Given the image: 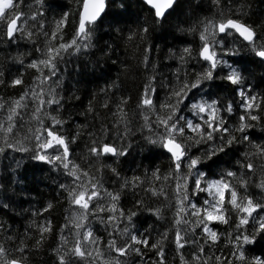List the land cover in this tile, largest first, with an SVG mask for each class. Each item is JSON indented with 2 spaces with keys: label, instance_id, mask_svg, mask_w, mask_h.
Returning a JSON list of instances; mask_svg holds the SVG:
<instances>
[{
  "label": "snow or ice",
  "instance_id": "1",
  "mask_svg": "<svg viewBox=\"0 0 264 264\" xmlns=\"http://www.w3.org/2000/svg\"><path fill=\"white\" fill-rule=\"evenodd\" d=\"M22 3L24 0L19 3L17 0H0V35L9 43L16 42L19 35L37 45L35 52L38 55L27 63L22 54L14 58L16 63L35 73L32 83L27 86L23 72L6 79L5 71L0 67V86L23 87L18 97L5 99L0 96V158L8 159L10 152L27 154L28 159L71 178L58 182V189L67 199L72 216L65 215L66 223L59 228V242L51 250L56 257L55 264H129V256L133 253L140 261H145L147 250L153 251L155 259L146 264H168L166 245L169 243L175 245L180 264H264V197L249 191L253 183L264 191V176L259 182L255 180L257 169L264 170V139L253 137L250 131L257 129L264 133V89L257 93L247 86L246 69L236 60L241 54L242 41L252 63L264 67V39L253 25L240 18L246 15L244 5L237 7L233 15L232 0L227 9L223 0H211L216 10L212 17L194 21L187 28L178 26L181 33L186 32L194 38L198 36L199 45L195 48L191 44L185 45L178 52L169 49L166 59H175L177 63L166 82L157 81V65L151 60V49H143L140 63L146 70L150 69L151 74L137 99L138 113L134 111L133 116L138 114L142 120L138 130L150 146L147 150L150 153L153 149L162 150L169 166L167 172L154 166L143 176L122 177L117 168L106 161L111 157L122 163L134 151L130 140L137 127L126 110L129 97L121 95L118 101H113L115 111H112L108 93L118 89L119 85L113 82L100 90L105 97L100 107L111 112L113 119L111 127L101 124L99 134L87 133L90 143L86 144L87 154L83 159L91 163L85 169L76 162L70 146L78 142L84 134L83 129L88 126L77 124V131L71 136L67 134L65 125L68 121L62 117L66 97L61 90L65 72L71 75L68 71L71 60H79L95 47L96 34L106 22L109 29L122 22L121 17L127 12L125 0H76L75 14L65 10L63 5L31 0L27 6L35 11L25 15L16 11ZM199 3L200 0H196L197 7ZM140 4L142 11L154 17L153 23L163 27L177 12L180 0H140ZM55 8L59 13L53 16L49 30L48 12ZM115 8L120 11L113 14ZM226 10L230 13L227 16ZM73 15L76 18L70 23L69 17ZM29 20L36 26L35 32L26 31ZM69 27L72 36L66 40ZM261 27L264 30V26ZM149 32L148 26L138 25L123 39L126 45L138 48L148 39ZM33 37H43L44 47L41 48ZM108 49H111L110 44ZM61 64L65 66L64 71H61ZM160 87L167 89L163 100L159 99ZM73 97L80 99L75 92L67 99ZM95 99L96 94H93V100L81 115L96 113ZM234 116L237 119L233 122ZM21 129L26 130L22 132ZM241 146L245 150L241 151ZM12 160L19 168L21 160H16L15 156ZM93 164L100 165L96 170L101 175L107 167L119 182V190L104 188L92 175ZM157 183L161 187L158 188ZM137 188L151 193L156 199L165 197L164 204L168 207L173 206L174 199V239L170 240L171 228L159 233V239L153 241L147 234L148 229L141 234L128 227L145 211L157 220L164 218L161 207L150 206L143 198L136 200L125 212L120 203L121 195L125 190ZM168 188H172V197L167 195ZM200 193L205 194L202 202L194 203L192 197ZM101 200L106 203H100ZM8 206L7 203L0 204L3 208ZM54 207L53 202H48L41 212L32 215L43 216ZM104 212L110 214L106 218L97 215ZM90 216L112 229L108 231L111 238L106 242L107 253L101 239L85 223ZM123 220L127 224L121 228ZM212 223L228 225L231 229L225 236V247L229 248L227 255L209 254L222 235L209 226ZM29 227H34L37 233L34 244L29 247L24 238L14 249L0 244V264H31L30 256L24 253L42 250L46 239L56 231L53 221L46 217L41 222L33 220ZM66 231L70 235H65ZM24 235L32 239L27 231ZM0 236L6 241L16 239L3 223H0ZM189 244L196 245L190 260L182 251ZM257 245L261 246L258 252L254 251ZM131 264H137V261L133 260Z\"/></svg>",
  "mask_w": 264,
  "mask_h": 264
},
{
  "label": "trees",
  "instance_id": "2",
  "mask_svg": "<svg viewBox=\"0 0 264 264\" xmlns=\"http://www.w3.org/2000/svg\"><path fill=\"white\" fill-rule=\"evenodd\" d=\"M17 2L19 3V0ZM30 2L31 0H24V3L20 4V7L16 11H22L25 15L30 14L31 11H35L34 8L29 9L27 6ZM47 2L52 5H63L65 10L74 14L76 12V0H47ZM125 3L127 5V12L121 17L122 22L111 29H109L106 22L96 34L94 41L95 47L79 60H71V67L68 70L71 72V75L65 72L64 87L61 90V94L66 97L64 100L65 110L62 112V117L68 121L65 128L68 130L67 134L69 136L77 131V124H86L88 126L83 129L84 134L78 142L70 147L75 154L76 162L81 164L85 169L89 168L91 161H85L83 159V156L87 154L86 144L90 143L87 133L91 131L99 134L101 124L111 127L113 119L111 112L100 107V104L105 98L100 90L105 88L106 85L115 82L119 85V88L112 89L108 93V96L111 97L109 102L112 111H115L113 101H118L121 95L129 97V104L126 110L129 118L133 121V125L137 127V130L130 140L134 148L131 155L123 160L122 163L111 157L108 158L106 163L116 167L122 177H131L133 174L143 176L146 170L154 166H159L162 172H167L169 161L164 158L162 150L153 149L151 153L147 150L150 146L146 144L138 130V125L142 123V120L138 114L133 116L134 111L138 113L136 109L137 99L143 91L144 84L147 82V76L151 74L150 69L146 70L144 65L140 63L144 55L143 49L145 47L151 49V60L157 65V81L166 82L171 77V70L177 63L175 59H166L169 49L172 48L178 52L185 45L191 44L194 48L199 45L198 36L194 38L186 32L181 33L178 30V26L187 28L194 21L201 20L204 17H212L216 10L211 4V0H200L199 7L196 6V0H180V7L177 12L165 22L163 27H160L153 23L154 17H149L146 12L141 10L140 0H125ZM223 3L225 9H227L229 0H223ZM241 4L244 5L246 15H242L240 18L253 25L261 34V38L264 39V30L261 27L264 26V0H232L231 14L235 15L237 7ZM119 11L120 9L115 8L112 10V13H118ZM58 13V8L48 12L49 30L53 16ZM229 14L226 10L225 15L227 16ZM216 17L217 19L219 18L218 12H216ZM74 18H76L75 15L70 16L69 22L71 23ZM138 25H146L149 27L148 39L140 43L138 48L132 45H126L123 37L127 35L129 30L135 29ZM4 26L6 27V24ZM117 29L121 31H117ZM27 30L33 32L37 30L36 26L30 20L26 25ZM71 36L72 28L69 27L65 34V39H70ZM33 39L37 40L41 48L44 47L43 37H33ZM237 40H239L238 37ZM109 44L111 45V49H108ZM36 46L19 35L17 36V41L12 43H9L6 37L0 35V67H3L6 79H11L12 76L19 75L20 72H23L25 86L32 83V77L35 74L33 70L25 69L21 64L16 63L14 58L17 54H22L25 63L29 62L34 56L38 55L35 52ZM157 48L159 51H157ZM240 48L241 54L236 60L239 64L244 65L246 69L245 75L248 77L247 86L253 87L258 93L264 89V67L252 63L250 54L245 49L242 41L240 42ZM106 49L108 50L105 51ZM192 66H195L194 62ZM60 67L61 71H64L65 66L61 64ZM217 83L219 84V82ZM22 91L23 87L14 89L0 86V96H3L5 99L11 96L18 97ZM166 91L167 89L164 87L159 88L160 100L164 99ZM73 92L80 97L79 100H76L75 97L71 100L67 99V97L72 96ZM93 94H96V99L93 101L96 106V113L89 114L88 116L81 115L86 110L89 101L93 100ZM228 95L231 96V92ZM236 99L238 100L239 97H236ZM236 119L237 117L234 116L232 118L233 122ZM25 130L21 129L22 132ZM250 131L253 137L264 139V133H261L259 130L252 129ZM144 134L147 135L146 132ZM141 145H144V147L142 148ZM243 150L245 148L241 146V151ZM237 155H240V153H237ZM13 156H15L16 160H21L23 156L19 168H16L15 162L12 160ZM256 163L258 164L259 162L257 161ZM232 164L235 165V160L232 161ZM99 167V164L92 165V175L100 180L103 187L108 191L119 190V182H116V177L112 175L111 171L105 167L101 175V172L96 170ZM12 169H15V171H12ZM244 171H247V169H244ZM262 176H264V170L258 168L255 173L256 182H259ZM64 180L70 181L71 178L51 171L47 165H42L28 159L27 154L10 152L8 159L0 158V204L7 203L9 205L7 208L0 207V223H3L5 228L9 229L16 238L13 242L6 241L3 236H0V244H4L9 249H14L19 244L20 239L24 238L25 242L31 247L34 244L37 233L34 227H29V225L33 220L41 222L46 217L53 221L56 231L52 234L51 238L46 239L42 250L26 251L24 254L30 256L31 264H55L56 257L52 254L51 250L59 242V228L66 223L64 219L65 215L72 216L67 199L61 195L58 189V182H63ZM156 186L158 188L161 187L159 183ZM249 191L254 195L264 197V191L256 187L255 183L250 186ZM167 195L172 197V188L167 189ZM204 196V193H200L197 196H193L192 200L194 203H201ZM141 198L150 206L161 207L164 218L157 220L155 216L149 215L145 211L139 215L135 224L128 225V227L141 234H144L145 230L148 229L149 232L147 234L150 235L153 241L159 239V233L171 228L170 240L174 239L175 227L172 225L173 212L175 211L174 199L173 206L168 207L164 204L165 197L162 196L156 199L151 196V193H146L142 188H137L133 191L125 190V193L121 195L120 203L125 212H127L129 208H132L133 203ZM48 202L54 203V209L49 213H44L43 216L33 217L32 213L41 212ZM66 209L69 210L66 211ZM126 224L127 221L123 220L120 222V227L123 228ZM88 225L91 226L101 239L108 237L107 230H112L111 228H107V225L101 224L99 219L89 222ZM209 226L222 234L218 245L213 246L209 250V254L215 252L216 255H221L222 253L227 255L229 248L225 247V236L227 231L231 229H229L228 225L218 223H212ZM181 227L188 226L181 225ZM26 231L32 235V239L25 237L24 234ZM197 232L199 233L200 230L197 229ZM65 235L70 234L66 231ZM189 238H191V235ZM116 239L118 242L123 243L120 237H116ZM166 247L168 248V264H180V257L175 252V245L169 243ZM260 247V245H257L254 251L258 252ZM195 248L196 245H187L182 250L185 257L190 260V253ZM17 255L19 254L17 253ZM150 259H155L152 250L146 251L145 261H140L133 253L129 256V264L133 260H136L137 264H146Z\"/></svg>",
  "mask_w": 264,
  "mask_h": 264
},
{
  "label": "rangeland",
  "instance_id": "3",
  "mask_svg": "<svg viewBox=\"0 0 264 264\" xmlns=\"http://www.w3.org/2000/svg\"><path fill=\"white\" fill-rule=\"evenodd\" d=\"M100 203H106V200H101L100 201ZM93 207H95V205H93ZM76 211H79V209H76ZM110 213H107V212H104V213H98L97 215L98 216H104L105 218L109 215ZM94 220H97V218H95V217H92V216H90L89 217V220H88V222L86 221L85 223L86 224H89V222H91V221H94ZM184 228V227H183ZM108 231L109 230H107V235H108ZM94 234L96 235V236H98V234H96L95 232H94ZM191 235V229L189 228V236ZM99 237V236H98ZM109 237V236H108ZM105 238V239H101L100 237V239L102 240V242H103V245H105L104 246V251L107 253V251H108V249H107V247H106V242H107V240L108 239H110V238Z\"/></svg>",
  "mask_w": 264,
  "mask_h": 264
}]
</instances>
